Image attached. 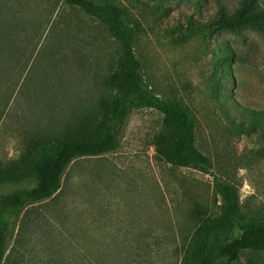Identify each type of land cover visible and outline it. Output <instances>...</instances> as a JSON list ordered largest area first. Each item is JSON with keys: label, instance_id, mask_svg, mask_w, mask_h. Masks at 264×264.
Here are the masks:
<instances>
[{"label": "rangeland", "instance_id": "rangeland-1", "mask_svg": "<svg viewBox=\"0 0 264 264\" xmlns=\"http://www.w3.org/2000/svg\"><path fill=\"white\" fill-rule=\"evenodd\" d=\"M91 1L121 10L146 88L194 116L211 167L163 163L150 144L161 115L134 109L114 151L71 162L59 191L28 207L8 250L18 264H181L197 215L218 211L214 179L237 189L244 216L264 217V38L216 24L239 0ZM118 60L105 27L62 0H0V172L19 166L25 140L91 120Z\"/></svg>", "mask_w": 264, "mask_h": 264}, {"label": "trees", "instance_id": "trees-1", "mask_svg": "<svg viewBox=\"0 0 264 264\" xmlns=\"http://www.w3.org/2000/svg\"><path fill=\"white\" fill-rule=\"evenodd\" d=\"M103 25L119 51L117 68L103 80L104 94L96 103L89 121L64 131L49 141H24L20 164L0 172V264H18L7 240L16 222L21 224L28 207L51 199L60 189L67 166L82 158H96L118 145L126 119L134 109L158 112L161 120L150 144L163 163L172 168H190L208 173L211 164L195 144L196 120L179 99L159 98L149 91L134 56L133 35L121 10L112 3L91 0H62ZM228 31L254 26L264 38V8L257 0H239L231 19H216ZM12 188L2 194L3 189ZM213 191L219 199L218 211L197 215L190 247L181 264H233L242 251L264 255V217H246L240 210L237 189L214 179Z\"/></svg>", "mask_w": 264, "mask_h": 264}]
</instances>
